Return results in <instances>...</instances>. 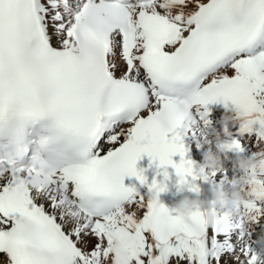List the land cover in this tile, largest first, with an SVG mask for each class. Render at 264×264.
Listing matches in <instances>:
<instances>
[{
    "label": "snow or ice",
    "instance_id": "6c2138e0",
    "mask_svg": "<svg viewBox=\"0 0 264 264\" xmlns=\"http://www.w3.org/2000/svg\"><path fill=\"white\" fill-rule=\"evenodd\" d=\"M220 101L264 130V0H0V264H256L214 257L220 222L137 169L198 190L178 129Z\"/></svg>",
    "mask_w": 264,
    "mask_h": 264
},
{
    "label": "bare ground",
    "instance_id": "6f19581e",
    "mask_svg": "<svg viewBox=\"0 0 264 264\" xmlns=\"http://www.w3.org/2000/svg\"><path fill=\"white\" fill-rule=\"evenodd\" d=\"M244 123L245 118L243 115L233 121H228L225 125L226 127L223 129L224 131L226 129L227 131L234 130L242 135L245 148H247L249 153L252 154V156L246 160L261 162L256 163L255 166H253V164L248 166V174L252 177L248 183H239L248 194V199L239 209H237V207H233V203L231 202L232 195L229 190L232 188L231 182L234 179L238 178L239 180V177L245 175L244 170L241 169V171H237L236 167L232 166L224 159L219 158L212 149L207 150V146L201 138H194L190 140L189 144L193 145L191 146V151L196 160L204 166L203 172L206 176L205 181L207 178H210L214 183H219L218 190H221L222 193L225 194L223 196L227 202L225 205L220 206L215 202L209 203L208 194L204 197L205 208L203 213L209 220L214 221V219L217 218L220 222L218 231L221 234L222 243H217L214 246V257L218 258L221 255L225 256L226 259L233 256L238 257L239 253L245 249L257 257L256 264H264V253L258 249V244L263 242L258 241V239H260L259 236H264V211L254 213L246 207V204L253 200L252 182L255 179L254 173L259 174L264 172V150H261L262 152H259L258 150L255 152L252 149V146L254 145H264V130H262L260 125L257 123L252 126L251 131L246 132L247 129L244 127ZM194 145H198L200 147H195ZM195 149H198L199 151H196ZM258 153H261L260 157L258 156ZM213 155L216 157L218 162L215 169L212 168L211 162L209 161V157ZM225 168L228 170V173L233 176V179L229 180L228 177H226L227 174H224V172L219 174V171ZM260 178L264 179V177ZM213 182H210L209 185ZM209 185L208 190L210 192ZM142 195L147 198L146 194ZM257 206L264 210V200L258 201Z\"/></svg>",
    "mask_w": 264,
    "mask_h": 264
},
{
    "label": "clouds",
    "instance_id": "9594fccd",
    "mask_svg": "<svg viewBox=\"0 0 264 264\" xmlns=\"http://www.w3.org/2000/svg\"><path fill=\"white\" fill-rule=\"evenodd\" d=\"M228 119H233V118L232 117H229ZM237 122H239V121H237ZM225 135L230 136L231 133L228 132L227 129H226L225 130ZM230 147H231V145H227L226 148H225V150H227V148H230ZM209 161L211 162L212 168L215 169L217 167V163H218L216 157L214 155L213 156H210L209 157ZM238 163H239V168L244 170L245 175L239 177V180L237 181V183L246 184V183H248L252 179V177L250 176V174H248V171H247L248 166L250 164H253V166H255L256 163H261V162L260 161L253 162V161L241 159V160H239ZM181 179H182V182H183V177H181ZM160 190L161 191L163 190V182H161V188H160ZM215 197H216L215 203L217 205L223 206V205H225L227 203L225 201V199H224L223 193L216 192L215 193ZM234 197H235V200L233 202L236 205L237 209H239V206L241 204H243L248 199V194H247V192L243 188H241L239 191H236L234 193ZM152 200H153L154 203H158L159 202V198L156 195H153L152 196ZM201 203H203V202H201ZM195 204H196L195 201L181 202V203H179L177 205V209L182 214L189 215V214H191L192 209L195 207ZM262 239H264V237H262ZM262 251H264V249H262Z\"/></svg>",
    "mask_w": 264,
    "mask_h": 264
},
{
    "label": "rangeland",
    "instance_id": "374dc122",
    "mask_svg": "<svg viewBox=\"0 0 264 264\" xmlns=\"http://www.w3.org/2000/svg\"><path fill=\"white\" fill-rule=\"evenodd\" d=\"M250 141V140H249ZM248 141V142H249ZM264 145H261L260 144V146H258V145H254V146H252V149L255 151V152H257V150L259 151V152H262L263 150H264V147H263ZM262 150V151H261ZM260 154L261 153H258V156L260 157ZM220 172H222V169L219 171V174H222V173H220Z\"/></svg>",
    "mask_w": 264,
    "mask_h": 264
}]
</instances>
